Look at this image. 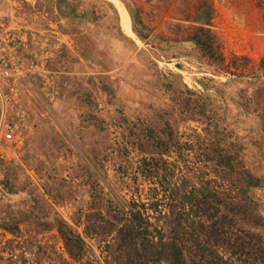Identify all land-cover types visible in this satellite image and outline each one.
<instances>
[{
  "label": "trees",
  "instance_id": "trees-1",
  "mask_svg": "<svg viewBox=\"0 0 264 264\" xmlns=\"http://www.w3.org/2000/svg\"><path fill=\"white\" fill-rule=\"evenodd\" d=\"M119 1L128 12L132 33L144 47L139 48L122 31L118 11L107 0H46V4L48 14L55 18L61 31L66 29L61 22H67L69 29L79 34L87 31L94 37L106 36L103 49H90L88 45L79 49L83 62L100 65L103 70H118L125 87L135 88L139 95L141 90L151 88L161 98L168 94L183 114L202 121L207 130L199 149L227 184L221 186L215 180L191 184L187 179L174 183V170L165 158L182 147L173 115L165 106L155 102L160 107L158 122L146 126L133 124L124 115L130 98L116 93L118 81L104 77L96 83L92 79L91 85L117 106L116 115L106 121L96 112L93 94L78 78L64 77L67 82L63 93L77 110L74 118L65 117V128L81 145L89 139L94 166L102 169L98 159L108 153V125L115 121L133 139L132 147L144 156L140 175L155 186L146 202L129 201L121 207L106 195L98 175L85 166L90 178L89 183H83L88 187L89 198L85 236L104 244L108 264H264V241L258 232L264 230V174L254 173L248 167L252 163L249 145L264 136V90L245 96L239 88L227 92L229 84L203 82L205 91L199 94L179 75L160 71L157 62L161 59L188 58L208 67L223 65L221 47L210 30L211 3H201L196 8L194 25L185 30L188 33L183 34L178 26L173 37L164 38L144 25L136 0ZM256 1L264 10V0ZM7 7L0 0V20ZM60 51L64 56V46ZM99 53L109 57L100 63L94 56ZM129 57L135 60L137 66L132 65L140 73L128 66L123 68ZM73 63L76 65V60ZM78 66L79 71L83 70L82 64ZM260 70L264 75V56ZM136 102L141 104L140 97ZM65 103L60 100L53 104L60 119L68 110ZM59 107L61 111L57 110ZM40 139L38 143L27 140L21 156L23 165L37 172L48 167L44 163L53 149H65L66 144L53 126H43ZM40 149L42 160L37 157ZM52 166L49 168L55 169ZM45 174L41 185L36 186L24 175L22 165H6L0 158V205L6 212L1 227L13 237L20 232V224L28 221L41 232L55 230L68 258L81 262L86 253L85 238L52 205L63 202L66 179L48 171Z\"/></svg>",
  "mask_w": 264,
  "mask_h": 264
},
{
  "label": "rangeland",
  "instance_id": "rangeland-1",
  "mask_svg": "<svg viewBox=\"0 0 264 264\" xmlns=\"http://www.w3.org/2000/svg\"><path fill=\"white\" fill-rule=\"evenodd\" d=\"M2 1L8 6V10L0 20V25L10 26L15 34L28 41V47L17 54L24 61V73L12 80L3 81L0 85V114L5 110L7 122L15 126L12 140L0 139V158L6 165H22L24 175L36 186L41 185L40 180L46 176V171L66 179L67 183L62 191L63 202L52 205L63 220L85 238L86 253L81 262L71 261L57 232H41L32 221L20 224V232L13 237L1 227V220L6 218V212L5 207L0 205V264H108L109 258L104 244L96 238L85 236L84 233L89 198L88 187L83 183H89L90 179L85 166L98 175L106 195L121 207H126L129 201L146 202L149 192L155 187L153 182L140 175L144 156L132 147L133 139L128 137L124 128L114 124L115 121L108 125V153L106 157L98 159L102 169L98 170L94 166L95 160H92L89 152V139L85 145H81L65 128V117L74 118L77 110L72 102H67L63 93L67 82L64 77L78 78L93 94L97 103L96 112L106 121L109 116L116 115L117 106L112 105L97 86L91 85L92 79L96 83L104 77L118 81L116 93L118 96L130 98L124 115L133 124L146 126L158 122L160 107L156 103L165 106L173 115L175 130L182 147L178 153L165 158L170 169L174 170V183L187 179L191 184H200L203 180H215L221 186L227 184L215 165L204 160L199 149L207 130L202 121L183 114L168 94L161 98L151 88L141 90L142 95H139L135 88L125 87L118 70H103L100 65L83 62L79 49L86 45L90 49L95 46L99 50L103 49L106 36L94 37L87 31L79 34L69 29L67 22H61L66 27L65 31H61L55 18L48 14L46 0ZM107 1L116 7L122 31L133 38L139 48L144 47L132 33L130 18L124 5L119 0ZM205 2L211 3L213 8L210 30L221 47L223 65L208 67L188 58L161 59L157 62L160 71L179 75L191 90L199 94H204L205 89L201 86L203 82L229 84L227 92L239 88L245 96L260 89L264 90V75L260 70L264 56V10L256 0H136V7L140 9L144 25L153 34L167 38L173 37L172 32L178 26L183 34L188 33L185 30L194 25L196 8ZM30 34L35 37L29 43ZM62 46L64 56L60 51ZM94 56L100 63L109 57L104 58L101 53ZM243 58L246 62L241 60ZM75 60L76 65L73 63ZM31 62H34L35 71L28 72ZM78 63L84 66L83 70L79 71ZM134 63L135 60L129 57L123 68L128 66L129 70L140 73ZM41 67L44 68V75H39L38 70ZM142 91L147 95L146 99ZM137 97L141 99L140 105L136 102ZM6 99L9 101L7 100L4 107L1 102ZM60 100L65 101L68 107L66 115L62 114L64 119L56 115L53 107ZM263 105L264 103L261 104ZM57 110L61 111V107ZM43 126H53L66 144L65 149H53L50 158L47 157L45 163L43 162L48 167L43 172H37L26 168L21 156L27 140L40 142ZM263 141L264 136L262 140L258 139L249 145L248 149V155H252V163L248 167L260 175L264 174V169L261 170V167L264 168ZM42 150L36 151V154L39 152V160L43 159V155H40ZM51 163L55 164L50 165L55 169L49 168ZM45 198L51 203L47 196ZM258 232L264 241V230Z\"/></svg>",
  "mask_w": 264,
  "mask_h": 264
},
{
  "label": "built area",
  "instance_id": "built-area-1",
  "mask_svg": "<svg viewBox=\"0 0 264 264\" xmlns=\"http://www.w3.org/2000/svg\"><path fill=\"white\" fill-rule=\"evenodd\" d=\"M18 35V36H17ZM34 34H30L29 43L34 40ZM15 34L10 26L0 25V84L2 81L12 80L21 76L24 71L22 66L24 61L18 57L19 51L28 47V41ZM37 70V67H36ZM28 72L35 71L34 62H31ZM40 75H44V68L38 70ZM0 91H2L0 89ZM7 100H2V105H7ZM9 101V100H8ZM15 135V126L7 122L5 110L0 114V139L12 140Z\"/></svg>",
  "mask_w": 264,
  "mask_h": 264
},
{
  "label": "clouds",
  "instance_id": "clouds-1",
  "mask_svg": "<svg viewBox=\"0 0 264 264\" xmlns=\"http://www.w3.org/2000/svg\"><path fill=\"white\" fill-rule=\"evenodd\" d=\"M2 82H3V81H2ZM2 82H1V84H2ZM1 84H0V85H1ZM0 89H1V86H0ZM1 90H2V89H1Z\"/></svg>",
  "mask_w": 264,
  "mask_h": 264
},
{
  "label": "bare ground",
  "instance_id": "bare-ground-1",
  "mask_svg": "<svg viewBox=\"0 0 264 264\" xmlns=\"http://www.w3.org/2000/svg\"><path fill=\"white\" fill-rule=\"evenodd\" d=\"M127 23V22H126Z\"/></svg>",
  "mask_w": 264,
  "mask_h": 264
}]
</instances>
